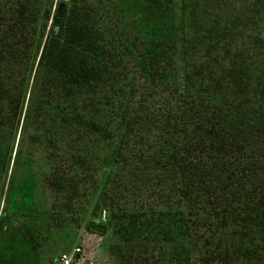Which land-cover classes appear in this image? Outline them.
I'll return each mask as SVG.
<instances>
[{"label":"trees","instance_id":"16d2710c","mask_svg":"<svg viewBox=\"0 0 264 264\" xmlns=\"http://www.w3.org/2000/svg\"><path fill=\"white\" fill-rule=\"evenodd\" d=\"M5 1L0 60L21 45L28 49L16 56L26 60L38 42L35 79L55 86L69 104L86 105L61 123L89 142H119L111 160L119 175L101 192L106 211L122 215L107 264H264V21L262 29L246 28L227 12L221 29L203 0H166L165 23L148 32L140 53L115 45L98 0H65L61 19L45 7L54 0H18L19 16L13 0ZM33 2L38 7L31 9ZM131 56L143 86L132 88L134 76L122 69ZM104 98L112 106L98 119L94 107ZM58 141L47 147L54 159L46 186L64 199L67 223L74 224L81 216L76 204L90 201L109 173ZM26 182L11 177L4 224L18 198L32 206L33 182ZM56 211L48 219L62 227ZM5 226L34 250L25 261L41 264L42 233L24 223ZM87 230L105 238L111 224L90 221Z\"/></svg>","mask_w":264,"mask_h":264},{"label":"rangeland","instance_id":"374dc122","mask_svg":"<svg viewBox=\"0 0 264 264\" xmlns=\"http://www.w3.org/2000/svg\"><path fill=\"white\" fill-rule=\"evenodd\" d=\"M203 1L208 10L214 11L209 10L211 14L216 12L219 15L215 24L221 29L227 24V12L240 15L242 17L240 24L243 27L262 29L261 26L257 27V24L264 21L262 14L264 0ZM62 2L65 3V0H54L45 7L50 8L51 14L54 15ZM5 3L4 0L3 4ZM13 4L14 13L18 14L19 1L13 0ZM34 6L38 7V3L33 2L31 9H34ZM98 7L115 45L121 41L140 53L143 51V42L149 36L148 32L151 34L160 31L167 16L166 0H98ZM175 7L176 10L180 9L178 2ZM2 9L4 10H0V16L5 14L6 17L5 15L4 17L9 18L5 12L6 8L2 6ZM216 14L210 15L208 20L210 23L214 21ZM3 25L0 22V27H4ZM51 26L52 19L48 23V29ZM208 27V29L215 28L211 24ZM1 41L2 29L0 28ZM34 44V47L32 44L28 50L29 57L24 58L26 60L17 57L23 51H27L28 48L24 44V47L16 46L13 52L15 54L8 53V58L0 60V264H28L25 258L33 254L34 250L31 251L29 248L31 245L26 243L21 234L14 230L9 231L10 229L5 226L6 224L13 229L23 223L32 225L37 233H42L36 240L40 245L41 264H49L54 257L64 253L71 254L80 243H87L85 260L82 264H100L103 257L107 264L112 255V250L110 251L112 232L122 215L106 211L101 192L103 182L108 180V186L104 187L108 191L119 175L117 174L119 168L111 165L119 142L103 143L94 139L89 142L76 132V127L61 123L62 116L71 115L77 109L85 111L86 105L81 104L76 107L69 104L61 98L55 86L45 84L46 82L42 79L40 81L35 79L38 42ZM12 45L15 44L12 43ZM131 58L132 56L127 58L122 69L129 77L134 76L131 79L132 88L143 86L144 83L140 78L143 75L142 70L135 62L130 61ZM127 83L128 79L124 84L125 92L129 91ZM110 91L109 88L107 92ZM95 105L93 113L98 119H104L103 114L108 115L106 112L112 103H106L104 98L102 101L98 99ZM117 127L112 123L113 129H118ZM50 139H58L62 149L73 145L79 155L92 160L95 167L103 166L109 173L105 174L99 190L92 188L97 192L90 196V201L86 202V199L82 198L76 204L81 216L74 224L67 223L70 220L64 214V199L50 192L46 186V176L51 165L49 161L54 159L52 152L47 148ZM11 177L15 183L33 182V186L28 187L30 193L34 188L33 204L28 206L23 201L20 204V198H18V201L7 211L9 218H6L4 224L3 209ZM55 206L57 209L55 217H58V224L64 223L62 227L56 226L52 220L48 219V214L53 216ZM90 221L110 222L111 230L105 238L101 235L98 237L95 235L97 233L92 234L87 230V224ZM45 236H48L47 241L43 240ZM27 252L28 256L24 257Z\"/></svg>","mask_w":264,"mask_h":264},{"label":"built area","instance_id":"2783aa9c","mask_svg":"<svg viewBox=\"0 0 264 264\" xmlns=\"http://www.w3.org/2000/svg\"><path fill=\"white\" fill-rule=\"evenodd\" d=\"M95 235L100 237V235ZM95 235L91 236L95 237ZM86 246L87 243H80L71 254H62L56 264H82V262L85 260L84 254L86 251Z\"/></svg>","mask_w":264,"mask_h":264},{"label":"water","instance_id":"95a60500","mask_svg":"<svg viewBox=\"0 0 264 264\" xmlns=\"http://www.w3.org/2000/svg\"><path fill=\"white\" fill-rule=\"evenodd\" d=\"M66 7V4L64 2L60 3L58 5V9H57V15L58 17L61 19L63 17V13H64V9Z\"/></svg>","mask_w":264,"mask_h":264}]
</instances>
